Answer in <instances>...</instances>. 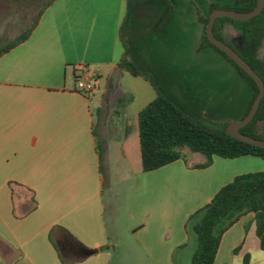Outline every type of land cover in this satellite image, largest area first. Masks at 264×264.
<instances>
[{
    "label": "crops",
    "instance_id": "obj_1",
    "mask_svg": "<svg viewBox=\"0 0 264 264\" xmlns=\"http://www.w3.org/2000/svg\"><path fill=\"white\" fill-rule=\"evenodd\" d=\"M168 8L167 26L180 28L188 59L171 51L165 28L154 50L161 64L156 74L165 90L171 87L163 79L173 76L180 90L174 98L199 108L204 91L182 74L194 77L192 62L180 69L171 59L224 58L212 47L200 48L199 15H206L198 5L171 0ZM126 12L127 0H54L29 37L0 56V264H191L197 238L190 217L237 176L264 171L257 155H214L198 166L208 159L192 151L144 171L138 115L157 91L124 69L117 85L111 83L124 55ZM149 12L144 22L155 16ZM16 38L1 30L0 48ZM85 67L98 81L91 95L76 87ZM123 79L130 85L122 86ZM226 95L221 87L206 98L233 102ZM252 95L250 88L237 120ZM258 129L264 136V122ZM214 264H264L254 212L223 234Z\"/></svg>",
    "mask_w": 264,
    "mask_h": 264
},
{
    "label": "trees",
    "instance_id": "obj_2",
    "mask_svg": "<svg viewBox=\"0 0 264 264\" xmlns=\"http://www.w3.org/2000/svg\"><path fill=\"white\" fill-rule=\"evenodd\" d=\"M52 1L54 0L48 3ZM170 4L171 0H127L126 16L120 28V41L124 47V55L119 61V66L133 76H141L149 80L157 91L155 99L138 115L144 171H152L177 159H186L185 148L206 155L207 162L198 166L210 164L214 155L227 158L257 155L264 159V148L227 134L226 125L207 123L200 114L193 112L186 104L170 96L159 82L156 74L159 62L155 60L154 50L159 36L168 25L171 14L168 8ZM256 5L257 0H247L246 3L234 9L246 12L253 10ZM141 6L155 10V16L146 22L139 20L137 12ZM217 8L232 9L227 4L212 2L208 14L199 15V21L204 25L200 48L209 46L221 52L236 66L240 75L250 82L253 95L243 116L245 117L259 92V87L244 69L208 39L206 25L210 13ZM226 23L232 24L241 32L243 45L239 53L264 80V55L260 53L264 40V9L259 15L249 20L218 18L214 25L215 36L228 43L222 34V27ZM31 31L32 28L2 46L0 56L27 39ZM143 44H146L148 48L149 58L142 53ZM163 66L165 70H174L169 66ZM178 78L181 81V77ZM260 122H264V97L254 119L242 127L241 131L246 135L264 139L258 129ZM31 207H33L32 204L29 208ZM248 212L255 213L256 232L260 246L264 250V171L237 176L223 186L201 210L190 217V220L194 219L190 231L197 238L192 264H214L223 234ZM248 261L249 258L246 256L245 263Z\"/></svg>",
    "mask_w": 264,
    "mask_h": 264
},
{
    "label": "rangeland",
    "instance_id": "obj_3",
    "mask_svg": "<svg viewBox=\"0 0 264 264\" xmlns=\"http://www.w3.org/2000/svg\"><path fill=\"white\" fill-rule=\"evenodd\" d=\"M21 5H17L16 7H12L15 0H0V11L4 10V13L0 12V31L3 30L4 33L9 37V39L16 38L18 36H21L25 33H27L35 24V22L38 20V16L40 15L41 11L44 9V7L47 5L48 1L50 0H21ZM188 1V0H184ZM195 5H198L204 12L205 15L208 14L207 7L211 2H219L220 4L224 5L227 4L230 7H232L233 10H235V7L241 6V4L246 3L247 0H192ZM238 11V10H236ZM150 12L149 8L147 6H141L138 9L137 16L139 20H145L149 18ZM181 18L178 16L176 17V21H180ZM176 27H178V23L174 24ZM203 26V33H204V25ZM232 26V27H231ZM173 27V26H172ZM166 41H169V46L172 47L171 51L175 53V56L183 55L186 58V54H188L189 50L187 52L184 51V46L182 47L181 41H180V28H177L175 30L174 28L169 31V26L166 27ZM237 32H239L232 24L226 23L222 27V34L225 36L227 40H229L230 44L236 47L240 46L241 41V35H235L233 33V29ZM241 33V32H240ZM213 48V47H212ZM216 52H218L223 58L218 59L215 57H208L203 59H195V60H172L171 63H174L180 67V69H184L182 65L184 63H191L193 64V75L194 77H190L187 73V71L183 70L182 74L187 75L186 78L189 82H192L191 79L193 78L194 82L197 84L196 86L202 89L204 92V96L210 98L211 94L217 95L220 91L221 87L224 88L226 91V96L229 95L233 99V102L228 103V101H220L218 102V99L215 98V100H209L207 101V98L204 97V101H202L201 107L199 108H192L191 110L195 113H198L201 115V117L209 124L212 125H225L221 124L220 122L224 121H233L237 120L240 117L242 108L246 102L247 94L249 92V89L253 90L250 82L248 79L240 75L238 72L236 66L231 63L221 52L213 48ZM183 50V51H181ZM142 53L144 56H147V49L146 46L143 44L142 46ZM261 55H264V40L263 45L260 51ZM189 61V62H188ZM191 61V62H190ZM226 62V63H225ZM166 63V62H165ZM183 63V64H182ZM227 64V65H226ZM191 70V69H190ZM164 74H166L165 71H163ZM181 73V71H180ZM122 80V86L127 87L130 85V83H127ZM140 82H144L143 79L139 78ZM163 81L166 82V86L171 87V89H167L168 91H171V93L166 92L172 96V97H178L180 95V90L178 87V84L173 76H169L166 79H163ZM139 86V84H138ZM143 103V102H141ZM220 121V122H219ZM261 123V122H260ZM262 137L263 134H262ZM101 150L102 154L104 155V146L101 142ZM191 151L188 148L184 149V153L188 155ZM130 193V192H129ZM128 193V194H129ZM125 193V196L123 197L125 203L127 205L131 204L132 200V193L129 195ZM126 199V200H125ZM192 264V261H191Z\"/></svg>",
    "mask_w": 264,
    "mask_h": 264
},
{
    "label": "water",
    "instance_id": "obj_4",
    "mask_svg": "<svg viewBox=\"0 0 264 264\" xmlns=\"http://www.w3.org/2000/svg\"><path fill=\"white\" fill-rule=\"evenodd\" d=\"M264 9V0H257L256 7L251 11H236L233 9L217 8L210 13L209 21L206 25V34L210 42L224 51L232 60H234L242 69H244L256 82L259 87V92L254 99V102L249 110L248 114L240 120L224 121L221 124L226 125V133L244 142L251 143L256 146L264 148V139L255 138L244 134L241 128L248 125L255 117L261 101L264 97V80L254 70V68L240 55L239 51L232 47L230 44L220 40L215 36L214 25L218 18L230 17L237 20H249L259 15ZM243 42H241V45ZM122 68L118 67L111 79L113 86L117 85L118 78L120 76Z\"/></svg>",
    "mask_w": 264,
    "mask_h": 264
},
{
    "label": "built area",
    "instance_id": "obj_5",
    "mask_svg": "<svg viewBox=\"0 0 264 264\" xmlns=\"http://www.w3.org/2000/svg\"><path fill=\"white\" fill-rule=\"evenodd\" d=\"M76 87L80 92L85 94H94L96 91H98V81L96 74L85 67L77 77Z\"/></svg>",
    "mask_w": 264,
    "mask_h": 264
},
{
    "label": "flooded vegetation",
    "instance_id": "obj_6",
    "mask_svg": "<svg viewBox=\"0 0 264 264\" xmlns=\"http://www.w3.org/2000/svg\"><path fill=\"white\" fill-rule=\"evenodd\" d=\"M219 4H220V3H219ZM221 5H222V4H221ZM224 5H225V4H224ZM227 41H228V44H230V43H229L230 41H229V40H227ZM241 42H242V39H241V41H240V46H241V47H236V46H233V45H231V44H230V45H231L232 47L236 48V49L239 51V50L242 48V45H243V44L241 45Z\"/></svg>",
    "mask_w": 264,
    "mask_h": 264
}]
</instances>
